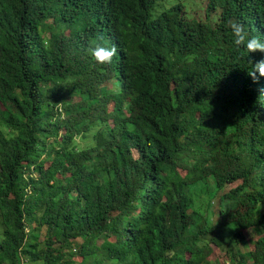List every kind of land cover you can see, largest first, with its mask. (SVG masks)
Instances as JSON below:
<instances>
[{"label": "trees", "instance_id": "obj_1", "mask_svg": "<svg viewBox=\"0 0 264 264\" xmlns=\"http://www.w3.org/2000/svg\"><path fill=\"white\" fill-rule=\"evenodd\" d=\"M202 12L0 0V264H264V0Z\"/></svg>", "mask_w": 264, "mask_h": 264}, {"label": "clouds", "instance_id": "obj_2", "mask_svg": "<svg viewBox=\"0 0 264 264\" xmlns=\"http://www.w3.org/2000/svg\"><path fill=\"white\" fill-rule=\"evenodd\" d=\"M231 34L232 43L238 50L243 49L246 52L245 57L255 52L264 54V34L250 35L242 23H233L231 25ZM89 51L95 62L99 64H111L113 58L118 55V49L115 45L105 46L97 43ZM249 75L254 81L264 77V59H260L252 65Z\"/></svg>", "mask_w": 264, "mask_h": 264}, {"label": "rangeland", "instance_id": "obj_3", "mask_svg": "<svg viewBox=\"0 0 264 264\" xmlns=\"http://www.w3.org/2000/svg\"><path fill=\"white\" fill-rule=\"evenodd\" d=\"M192 2V5L195 9V14H201L203 13L202 12V8L204 7V1L205 0H190ZM194 12V10H192ZM75 140L81 145V146H84L86 143L83 139L80 138L79 135L76 136ZM208 182L210 184V190L211 191H215V182L213 181V178L209 177L208 178ZM208 195V194H207ZM214 200V205L218 203V199H216L215 197H213ZM1 231H2V227H1V224H0V237H1ZM23 264H35L33 262H30V261H25Z\"/></svg>", "mask_w": 264, "mask_h": 264}]
</instances>
